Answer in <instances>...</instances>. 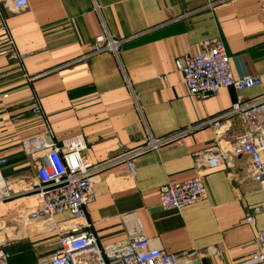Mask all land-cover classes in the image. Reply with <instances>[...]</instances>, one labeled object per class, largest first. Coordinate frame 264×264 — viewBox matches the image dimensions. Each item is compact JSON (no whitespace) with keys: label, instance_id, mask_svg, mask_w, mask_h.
<instances>
[{"label":"crops","instance_id":"0c3cea01","mask_svg":"<svg viewBox=\"0 0 264 264\" xmlns=\"http://www.w3.org/2000/svg\"><path fill=\"white\" fill-rule=\"evenodd\" d=\"M211 1L216 0H28L26 9L11 11L0 0L15 42L14 48L8 45L0 21V158L12 191L0 202V246L9 264H34L58 249L59 231L71 220L69 212L55 214L58 230L49 231L34 218L36 165L22 140L45 132L48 124L58 144L79 136L81 155L97 163L143 143L147 132L162 137L264 93V0L207 5ZM101 20L115 38H129L118 58L110 52L89 55ZM205 38L223 41L234 76H259L261 84L241 91L224 87L206 98L189 95L175 59L197 53ZM14 51L25 54L22 62L11 57ZM34 97L47 122L32 114ZM222 130L219 146L225 148L244 130L243 122L236 117ZM213 138L203 128L142 153L133 177L123 164L95 176L84 221L98 244L127 240L138 221L143 234L179 264H250L255 231L264 228V194L248 177L245 155L231 154L214 170H197L196 154L210 148ZM196 175L205 199L180 210L159 206L162 185ZM256 206L261 212H253Z\"/></svg>","mask_w":264,"mask_h":264},{"label":"built area","instance_id":"2783aa9c","mask_svg":"<svg viewBox=\"0 0 264 264\" xmlns=\"http://www.w3.org/2000/svg\"><path fill=\"white\" fill-rule=\"evenodd\" d=\"M225 1H211L207 5L215 6ZM6 2L11 11H22L28 5V0ZM95 6L99 11L98 6ZM0 21L6 30L8 45L14 48L15 42L5 26L1 12ZM101 25L103 29L93 37L89 55L110 52L118 58L122 44L129 38H115L106 29L103 20ZM11 55L20 62L25 58V54L15 51ZM175 66L182 74L187 93L199 98H206L224 87L241 91L261 84L259 76L233 75L225 45L219 38L203 39L197 53L178 56L175 59ZM124 79L126 87L131 90L129 80L127 77ZM31 112L47 122L37 97H34ZM236 117L243 122L244 130L228 147L221 148L219 142L224 123ZM46 126L45 132L24 139L20 143L24 153L36 165L37 183L34 190L39 197V204L31 209V213L34 218L40 220L42 227L49 231L58 230L52 221L53 215L69 212L71 220L67 228L59 231V248L39 258L34 264H179L180 260L176 255L166 252L156 239L143 234L138 221L135 232L127 240L100 246L96 236L88 229L90 223L84 221L85 208L94 199L93 179L100 172L123 164L127 174L133 177L136 174L134 163L136 157L180 141L186 135L203 128H210L213 131L214 144L196 154L197 170H214L225 163L231 154L245 155L248 157V177L257 183L264 194V93L247 100H237L225 110L162 137L154 138L147 132L143 143L125 148L97 163L81 155L85 146L79 136L64 139L58 144L48 124ZM118 146L123 147L120 143ZM5 162L4 158H0V202L12 197L10 186L1 171V166ZM205 198L206 189L202 178L196 175L182 182H168L162 185L158 204L164 210H180ZM253 212H261V207H254ZM252 220V215L246 218L247 223H251ZM253 246L250 264H264V228L255 231ZM214 252L219 254L217 249ZM9 257V253L0 246V264H9Z\"/></svg>","mask_w":264,"mask_h":264},{"label":"bare ground","instance_id":"6f19581e","mask_svg":"<svg viewBox=\"0 0 264 264\" xmlns=\"http://www.w3.org/2000/svg\"><path fill=\"white\" fill-rule=\"evenodd\" d=\"M18 201L22 202L23 200L20 199V200H18Z\"/></svg>","mask_w":264,"mask_h":264}]
</instances>
